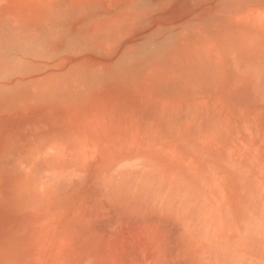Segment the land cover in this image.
<instances>
[{
	"label": "rangeland",
	"instance_id": "1",
	"mask_svg": "<svg viewBox=\"0 0 264 264\" xmlns=\"http://www.w3.org/2000/svg\"><path fill=\"white\" fill-rule=\"evenodd\" d=\"M217 93L264 112V0H0V264L85 261L40 252L60 248L64 232L50 218L35 221L16 179L21 167L31 181L44 179L43 159L32 153L57 148L28 146L63 120L60 112H221ZM87 161L68 165L84 174L74 185L86 182ZM49 187L33 199L36 211L67 203H47ZM43 229L59 237L34 239ZM156 231L148 237L161 240ZM111 257L87 264H121ZM140 261L127 264L157 260Z\"/></svg>",
	"mask_w": 264,
	"mask_h": 264
},
{
	"label": "bare ground",
	"instance_id": "2",
	"mask_svg": "<svg viewBox=\"0 0 264 264\" xmlns=\"http://www.w3.org/2000/svg\"><path fill=\"white\" fill-rule=\"evenodd\" d=\"M215 100L221 112H60L67 118L51 122L52 128L28 146L29 151L46 143L57 148L46 150L43 156L40 150L36 157L35 151L32 153V159H43L39 173L45 180L31 181L25 167L17 171L16 179L29 194L25 198L27 207L34 209L33 199L44 196V188L49 186L54 194L47 196V203L65 196L68 204L74 206L82 202L86 192L98 190L99 204L113 211L114 221L105 219L106 222L121 221L122 227L129 224L126 227L135 225L138 229L133 228V233L131 227L125 230L123 233L128 231V235L122 236L128 238L126 241L120 237L122 240H134L135 244V240L148 237L145 233L142 238L134 236L144 220L148 228L152 224L154 228L155 224L161 226L164 236L159 240L156 235L157 251H149V245L156 242H152L156 238L152 235L148 237V246L147 238L146 244L144 240V244L136 243L142 244L141 248L135 246L143 252L147 249L144 247H149L147 252L154 258L151 260L162 264H264V112L229 104L219 93ZM78 148H83L80 155ZM76 157L88 159L82 168L88 173L86 182L80 181L79 185H74L73 180L84 174L72 171L75 174L71 175L68 168ZM43 180L50 185L46 182L45 186ZM144 212L155 215L147 216ZM47 215L53 214L39 212L34 219L44 226ZM50 217L54 222H62L61 216ZM99 230L92 234H66L60 238V248L39 250L43 254L76 255L75 249L71 250L75 247L66 244L72 246L73 242L86 239L101 246L105 239L119 235L116 227L109 229V233L108 228ZM33 236L44 241L58 238L59 234L43 229ZM122 244L120 251L124 253ZM123 246L126 250L127 245ZM147 256L150 257L146 253ZM123 259L119 261L127 264L142 258ZM82 264H87V260Z\"/></svg>",
	"mask_w": 264,
	"mask_h": 264
},
{
	"label": "crops",
	"instance_id": "3",
	"mask_svg": "<svg viewBox=\"0 0 264 264\" xmlns=\"http://www.w3.org/2000/svg\"><path fill=\"white\" fill-rule=\"evenodd\" d=\"M105 192V191H104ZM86 193H88L86 196H83L82 197V202L80 203V204H77V205H73V204H68V200H66V197L64 196L63 198H61V200L60 201H65V202H67V204H65V205H59V206H57L56 208H52V207H49V208H45L44 210H42V211H44V212H41V211H36L35 209H33L32 208V211L34 212V214L36 215L37 213H39V212H41V214H43V215H46V214H53V215H50V216H52V217H54V218H59L60 216H61V221L62 222H60V225L58 226L59 228H61L62 229V231L64 232V235H71V234H74V233H79V234H86V233H89V234H92L93 232H95L96 233V230H97V228L99 229V228H102V230H104V229H106V228H108V233L110 232L109 231V229L111 230L112 228L114 229V227H116L117 228V231H118V234L120 235H118V236H116V237H113V238H107V239H105V241H104V243H103V245H102V243L100 244L101 246H99V244L98 243H96V242H94V241H87L86 239L85 240H81V241H79V242H73L72 244H74L73 246L75 247V248H73V249H71L72 251L75 249V251H76V256L75 257H66L67 259H76V260H87V261H92V260H96V258H98L99 259V261H102V259L104 258V260L105 259H110V258H112L111 256H113L114 255V253H117V251H118V254L120 255V257H121V259L119 258V260H122L123 258L124 259H127V260H133V259H136L137 257H138V259H140V258H142V259H140V260H147V259H151V257L153 258V256H150L149 258H148V256L146 257V253L147 254H149V252H147L148 251V249H145L144 250V252H143V250H140V246H142V244L140 245L139 243H141L142 241H143V239H138V240H135V242L137 243V242H139L138 244H134V241L131 243V242H126L127 241V238L128 237H126V239H125V237L124 236H122V235H124L125 234V236L126 235H128L127 233H128V231L126 232V233H123L125 230H129V228H130V230L132 229V232L131 233H133V228H135V229H137L136 227H135V225H134V227H132V226H130V227H126V226H128L129 224H127V225H125V227H122V226H124L123 225V222H118V223H115V222H108V221H110V220H108L107 222H106V220L105 219H112L113 221H114V216H113V214H111V213H113V211H112V209L111 208H109V206H107V205H100L99 204V202L97 201V197H96V193H98V190L96 191V190H92V191H89V192H86ZM73 203H76V201L75 202H73ZM107 208H108V210L109 211H107ZM101 210H103V211H105V212H103V211H101ZM72 212H73V216H72ZM55 213H63L64 215H63V217H62V214H60V215H58V214H55ZM157 213V212H156ZM65 214H67V215H65ZM143 214H145V212L143 213ZM153 215H155V212L154 213H152ZM152 214H148L147 212H146V214L145 215H149V216H152ZM158 214V213H157ZM159 215V214H158ZM47 216H49V215H47ZM48 217V218H50L51 219V217ZM69 216V217H68ZM46 217V216H45ZM105 217V218H104ZM91 220V221H90ZM102 220H105V221H102ZM59 221V220H58ZM58 221H56V222H58ZM88 221H89V223H88ZM147 221H148V219H147ZM149 222H150V220L148 221V224H149ZM144 223H146L147 224V222H146V220H144L143 222H142V224L141 223H139L140 225H142L141 227H140V229H139V231L141 230V231H143L144 229ZM151 223V222H150ZM125 224V223H124ZM139 224H136V225H139ZM155 224V223H154ZM97 225H99V226H97ZM159 225V224H158ZM147 226V225H146ZM145 226V228H147V229H145V230H148L150 227L152 228V230H153V224H152V226H150V224H149V228L148 227H146ZM97 227V228H96ZM155 227L156 228H154V229H156V230H159V229H161V226L159 225V226H157V224H155ZM160 227V228H159ZM158 228V229H157ZM123 230V231H122ZM138 230V229H137ZM135 231V230H134ZM138 231V233H137V235L135 234H132V235H134V236H136L137 238L139 237H141V236H144L143 235V233H145V236L147 235V231L145 232V231H143V232H139ZM106 232V233H107ZM134 232V233H135ZM123 233V234H122ZM130 233V234H131ZM139 233H141V234H139ZM139 235V236H138ZM130 236V235H129ZM148 236V235H147ZM120 237H124L123 239H125V240H122ZM113 239V240H112ZM122 241H121V240ZM130 240V239H129ZM128 240V241H129ZM109 241V242H108ZM113 241V242H112ZM124 241V242H123ZM130 241H132V240H130ZM145 241V240H144ZM147 241V240H146ZM146 241H145V244H146ZM148 242V241H147ZM159 242V241H158ZM69 243V242H68ZM108 243V244H107ZM113 243H114V245L115 246H113ZM124 245H127V248H126V250H125V248L124 247H126V246H123V244ZM143 243V242H142ZM157 243V241L155 242V244ZM76 244V245H75ZM120 244H122L121 245V250L124 252V253H122L121 251H120ZM130 244V245H129ZM144 244V243H143ZM67 245H71V243H69V244H67ZM117 245H118V247H117ZM136 245H138L139 247H135ZM109 246V247H108ZM145 246V245H144ZM122 247L124 248V249H122ZM137 248H139L138 250H137ZM119 249V250H118ZM144 249V248H143ZM97 250V251H96ZM130 250V251H129ZM134 250V251H133ZM156 251H157V249H155ZM129 253H128V252ZM143 253H142V252ZM150 252H152V250L150 249L149 250ZM97 252V253H96ZM137 252L138 253H140V255L139 254H137ZM146 252V253H145ZM72 253V252H71ZM110 253V254H109ZM123 254H124V256H123ZM150 254H152V253H150ZM93 255V256H92ZM95 256V257H94ZM135 256H137V257H135ZM123 257V258H122ZM155 257V256H154ZM65 258V259H66ZM95 258V259H94ZM102 258V259H101ZM123 259V260H124ZM154 259V258H153ZM107 260V261H108ZM118 259H115V261H119Z\"/></svg>",
	"mask_w": 264,
	"mask_h": 264
}]
</instances>
